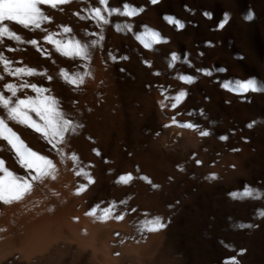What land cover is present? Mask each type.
Returning <instances> with one entry per match:
<instances>
[{
  "label": "bare ground",
  "instance_id": "6f19581e",
  "mask_svg": "<svg viewBox=\"0 0 264 264\" xmlns=\"http://www.w3.org/2000/svg\"><path fill=\"white\" fill-rule=\"evenodd\" d=\"M38 7L39 28L0 22L20 37L0 36L4 59L37 73L17 79L0 65V93L46 88L73 127L53 148L0 108L51 162L26 173L0 139V264H264V0ZM50 34L88 55H61ZM249 80L257 90H240ZM154 215L163 230L143 223Z\"/></svg>",
  "mask_w": 264,
  "mask_h": 264
},
{
  "label": "snow or ice",
  "instance_id": "6c2138e0",
  "mask_svg": "<svg viewBox=\"0 0 264 264\" xmlns=\"http://www.w3.org/2000/svg\"><path fill=\"white\" fill-rule=\"evenodd\" d=\"M151 2L155 3L156 0H151ZM55 3L56 0H0V22H14L21 25L25 29L30 26L39 28L41 13L38 5L48 4L54 6ZM100 3L103 4L104 0H100ZM93 16L95 18H99V12H94ZM44 19L46 20L47 18ZM245 19H251V14L245 17ZM63 31L67 32L68 29L64 28ZM0 36H7L9 39L17 41L20 40V37L14 35V33L7 26L0 27ZM149 36L154 38V34H149ZM44 41L46 43L53 44L56 51L61 55H68L70 50L72 54L81 58L88 55L86 48L75 43H64L62 45L60 41L53 40L51 34L45 36ZM28 43L35 45L36 41L30 40ZM93 43L95 42L93 41ZM145 47H148L147 43H145ZM8 50L11 51V49ZM0 65L3 66L5 74L17 79L21 76H32L37 74L35 70L31 68L10 67V62L4 59L2 53H0ZM219 71H223V69H219ZM40 75L44 74L40 73ZM61 75L65 77L67 76L63 69H61ZM3 78V76H0V80ZM71 82L72 81L69 80V83ZM250 87L253 91L257 90L253 86V82L251 80H249L246 84L239 85L240 90L245 92ZM24 88H30L33 92H35L36 98L34 99L27 96L23 99L18 98L17 92ZM3 91L9 94L8 96H5L0 93V108L4 110L7 119L24 125L39 133L53 148H55L56 144L64 138L65 133L73 127L68 119L62 118L61 114L56 111V101L52 99V97L44 95L47 91L46 88L37 87L36 84H27L22 81L19 85L14 83H5L3 85ZM172 107H176V105L173 104ZM30 112L35 113L38 120H34L29 115ZM39 121H42V123ZM185 126L191 127V125ZM249 127H251V125H249ZM201 135H207V133L202 132ZM0 139L5 140L10 145L12 151L15 152L18 157V162L21 164V167L25 169L26 173H29L30 170H37L36 161H44V163L51 166L50 161H47L44 157L39 156L37 153L30 151L25 147L16 133L7 126L4 118H0ZM73 160H75V157H73ZM3 166L4 161L0 160V168H3ZM141 179H143V177H141ZM207 179H215V177L211 176L207 177ZM229 195L234 199L238 196L236 192L229 193ZM241 195L249 196L252 195V192H250L247 186H245V190ZM259 196L260 193H255L254 198H259ZM257 215L264 217V211H258ZM145 216L147 217V214H145ZM143 223L149 226L150 231L163 230L167 226V220L160 215H154L150 219L146 218ZM233 227L244 229L251 228L252 225L238 223ZM226 247L230 246L226 245ZM224 264H237V261L233 257L225 260Z\"/></svg>",
  "mask_w": 264,
  "mask_h": 264
}]
</instances>
